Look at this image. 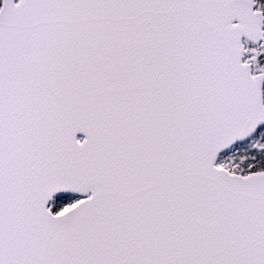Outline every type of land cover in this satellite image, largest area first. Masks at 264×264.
I'll use <instances>...</instances> for the list:
<instances>
[{
    "label": "snow or ice",
    "instance_id": "6c2138e0",
    "mask_svg": "<svg viewBox=\"0 0 264 264\" xmlns=\"http://www.w3.org/2000/svg\"><path fill=\"white\" fill-rule=\"evenodd\" d=\"M0 264H264V0H0Z\"/></svg>",
    "mask_w": 264,
    "mask_h": 264
}]
</instances>
